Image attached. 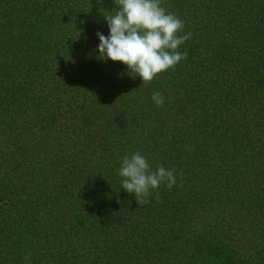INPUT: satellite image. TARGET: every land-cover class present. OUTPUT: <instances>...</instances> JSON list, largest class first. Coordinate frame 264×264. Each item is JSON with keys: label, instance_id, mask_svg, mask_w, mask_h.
<instances>
[{"label": "trees", "instance_id": "obj_1", "mask_svg": "<svg viewBox=\"0 0 264 264\" xmlns=\"http://www.w3.org/2000/svg\"><path fill=\"white\" fill-rule=\"evenodd\" d=\"M162 6L188 55L143 85L97 59L114 0H0V264H264V0ZM137 151L160 202L121 186Z\"/></svg>", "mask_w": 264, "mask_h": 264}, {"label": "clouds", "instance_id": "obj_2", "mask_svg": "<svg viewBox=\"0 0 264 264\" xmlns=\"http://www.w3.org/2000/svg\"><path fill=\"white\" fill-rule=\"evenodd\" d=\"M164 0H114V14L105 16L109 28L106 37L97 32L99 45L98 60L121 62L128 74L139 76L147 85L158 74L174 70L188 53L178 48L191 38L192 33L181 34L184 22L174 13L163 7ZM91 55V54H90ZM156 107H163L164 96L160 92L152 95ZM187 150H192L188 148ZM176 169L157 165L153 169L146 156L139 151L124 155L117 173L122 188L135 195L139 206L148 203V197L155 192L160 202V187L169 191L176 185ZM202 230V229H201ZM31 252L24 257L30 262Z\"/></svg>", "mask_w": 264, "mask_h": 264}]
</instances>
